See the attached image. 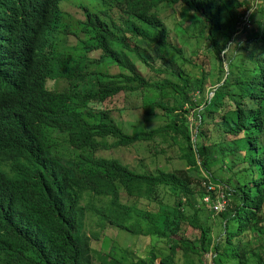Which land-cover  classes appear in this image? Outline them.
<instances>
[{
  "label": "trees",
  "instance_id": "1",
  "mask_svg": "<svg viewBox=\"0 0 264 264\" xmlns=\"http://www.w3.org/2000/svg\"><path fill=\"white\" fill-rule=\"evenodd\" d=\"M91 1L105 10L0 0V264H264V0ZM69 5L84 37L66 52ZM168 7L197 28L182 44ZM190 39L202 55L186 54ZM60 78L64 89L47 87ZM136 112L131 132L115 120ZM134 145L151 149L133 166L101 155ZM173 146L181 169L159 161ZM86 212L163 246L95 263Z\"/></svg>",
  "mask_w": 264,
  "mask_h": 264
},
{
  "label": "rangeland",
  "instance_id": "2",
  "mask_svg": "<svg viewBox=\"0 0 264 264\" xmlns=\"http://www.w3.org/2000/svg\"><path fill=\"white\" fill-rule=\"evenodd\" d=\"M77 1L79 3L81 2V5L87 6L89 9L95 12H100L105 10L104 6L98 4L97 2L93 3L91 0L89 4H87L85 0H77ZM66 10L68 12L65 13L63 17V21L65 22V24L67 23L73 24L75 22L74 18L68 15V13L71 11V6L69 5L68 7H66ZM162 18L164 20L163 21L164 24H166V26L170 30L171 36L176 39L177 43L182 44L183 42L186 41L187 38L189 39L191 35L198 32L197 28H191L184 31L181 28V25H183L185 21L182 18H180V12H178L175 15L174 8L168 7L162 14ZM117 22L120 23V19H118ZM185 51L186 54L189 56L193 54L191 53V51L196 52L194 55L197 54L202 55L204 53L203 42L197 41L196 44L194 39H190V41L187 42V47H185ZM130 57L132 58V56ZM194 59H196L198 63L201 62L205 63V59L201 56H194ZM192 66L193 65L183 64V69L186 72L189 71L192 74V76L195 78L196 76H199L200 71H198L197 68H194ZM109 68L112 69V71L114 72H118V67L115 65H111ZM46 85L49 89L62 90L67 85V81L62 78L58 80L48 79ZM211 95L212 93L209 94V96ZM179 105H182V103L179 102ZM141 117L142 116L140 115V112H136L130 115L122 114V116H119L117 113H115V120L118 121L120 126H122L123 124V126L128 130V132L132 131L133 124L134 126H136V124H139V122L137 121L141 119ZM188 119L192 122V124L195 123L194 112L188 114ZM156 124H158V122L154 123L153 126H156ZM149 149H151V146L134 145L127 148H120L113 151H107L105 153L101 152V155L110 158H119V160L122 161L123 163L133 166L134 164H136V161L138 159H141L148 154ZM176 149L177 147L175 146L166 149L167 150L166 156L167 157L169 156V158L172 157L173 159L159 158V161L162 160V164L165 165L168 164L166 160H169L171 161V166L173 168L181 169L183 164L181 161H179V159L175 158L177 154ZM63 150L64 147H61L60 151L65 153L66 151ZM217 185L222 186L221 184H217ZM121 198L123 201L126 200L124 195H122ZM106 201H107L106 197H88V194H85L81 204L84 205L87 202H92L96 204L97 207L101 208V206H104L106 204L105 203ZM141 207H146V204L141 205ZM99 216L101 215L100 214L95 215L93 212H86L84 216L85 218L84 225L87 226L86 227L87 235L91 239L90 240V244L92 247L91 255H93L92 259L95 263H99L100 256L103 255L102 253L113 254L115 257L119 258L122 262H125V259L130 261L133 257L145 256L152 247L159 249L161 248V246H163V243L161 241L159 242L156 238H151L143 235L128 234L125 231H121L109 226L103 229L101 226H99V223L101 222ZM159 260L160 258L157 259L158 262Z\"/></svg>",
  "mask_w": 264,
  "mask_h": 264
},
{
  "label": "clouds",
  "instance_id": "3",
  "mask_svg": "<svg viewBox=\"0 0 264 264\" xmlns=\"http://www.w3.org/2000/svg\"><path fill=\"white\" fill-rule=\"evenodd\" d=\"M65 1H66V0H65ZM84 8H87V9L90 10L91 12H95V11L89 9L87 6H85ZM60 9H61V11L63 10L62 7H61ZM102 18H103V16H102ZM80 19H81V20L84 19L83 9H82V12H81V14H80V18H79V20H80ZM79 20H78L77 22L73 23V24H69V23L65 24V22H64V27H66V28H65L66 31H65L63 34H60V35H59V47H58L59 50L68 52V48H69V47H68V41H70V39H71L72 42H74V41L76 42V41H80V39H81L82 37H84V35L81 33V27H82V25H79V24H78ZM130 20H131V19H129V21H130ZM129 21H128V22H129ZM76 33H77L78 36L75 35ZM170 34H171V33H170ZM57 43H58V42H57ZM52 80H53V79H52ZM54 80H58V79H54ZM211 93H212V92H211ZM210 188H211V189H210ZM210 188H208L209 191H213V190H215V189H218L219 192H221V190H222L223 193H224V189H223L222 186H219V187L211 186ZM219 192H218V193H219ZM224 194H225V193H224ZM122 195H124V193H122L121 196H122ZM217 197H218V196H217ZM217 200H218V198H217L216 200H214V202L212 203V205H213L214 203H216ZM204 202H205V203H208V202H209V198H205V199H204ZM225 209H226V208H224L222 212H214L213 209H212V211H213L214 213L219 214V213H223V212L225 211Z\"/></svg>",
  "mask_w": 264,
  "mask_h": 264
},
{
  "label": "built area",
  "instance_id": "4",
  "mask_svg": "<svg viewBox=\"0 0 264 264\" xmlns=\"http://www.w3.org/2000/svg\"><path fill=\"white\" fill-rule=\"evenodd\" d=\"M211 189V188H210ZM225 194L223 193V191L221 190V192L218 193V200L216 201V203H214L212 205V209L214 212H222L223 209L226 206V200H225Z\"/></svg>",
  "mask_w": 264,
  "mask_h": 264
}]
</instances>
